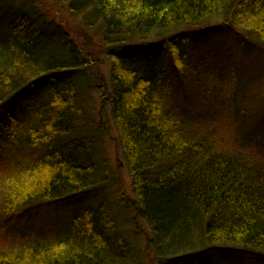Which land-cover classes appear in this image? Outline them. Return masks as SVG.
<instances>
[{
    "label": "trees",
    "instance_id": "trees-1",
    "mask_svg": "<svg viewBox=\"0 0 264 264\" xmlns=\"http://www.w3.org/2000/svg\"><path fill=\"white\" fill-rule=\"evenodd\" d=\"M16 1L0 0V110L37 93L17 116V140L0 137V231L13 238L23 237L13 229L22 214L90 192L98 170L96 139L82 133L78 87L62 71L75 66L80 48L65 27L48 32L40 13ZM54 1L88 27L101 25L116 143L133 194L121 189V201L147 222L153 260L264 259V162L217 146L167 90L171 74L180 83L208 78L197 63V34L225 25L264 48V0ZM115 228L101 199L65 227L44 231L42 242L0 249V264H116L125 257L126 264L130 250Z\"/></svg>",
    "mask_w": 264,
    "mask_h": 264
},
{
    "label": "rangeland",
    "instance_id": "rangeland-1",
    "mask_svg": "<svg viewBox=\"0 0 264 264\" xmlns=\"http://www.w3.org/2000/svg\"><path fill=\"white\" fill-rule=\"evenodd\" d=\"M28 2L30 4L17 0L13 6L40 13L48 32L65 27L71 42L80 48L77 60L74 61L75 66L62 71H71V78L79 90L83 109L82 133L96 139L97 182L90 192L73 201L22 214L13 229L28 240L23 237L13 238L1 230L0 249L17 248L18 243L24 245L34 239L42 242L48 235H44V231L55 232L65 227L73 215L84 208L95 207L103 199L107 213L116 221L114 233L125 237L130 243L132 255L126 264H158L153 260L154 254L146 248L145 236L149 237L150 231L139 219L136 221L138 227L134 226L133 211L124 208L121 201V189L126 197H133V194L130 176L116 143L117 133L109 98L110 65L103 53L104 46L100 43L101 25L94 22L88 27L81 14L72 16L68 8L55 5L54 0ZM51 9L62 26L55 25ZM80 32L86 33V36ZM240 33L235 28L220 25L208 34H197L196 39L202 48L198 51L200 54L197 53V63L208 74V78L201 85L192 80L180 83L171 74L172 80L167 90L183 110L187 121L192 125L206 127L208 135L217 146L242 152L245 157L264 162V48L255 42L247 44ZM159 51L154 52V55L161 54ZM28 93L6 109L0 110V137L17 140L11 137L22 131V126L17 124V116L28 106L37 91ZM227 264H264V259L244 253L233 257V261Z\"/></svg>",
    "mask_w": 264,
    "mask_h": 264
},
{
    "label": "bare ground",
    "instance_id": "bare-ground-1",
    "mask_svg": "<svg viewBox=\"0 0 264 264\" xmlns=\"http://www.w3.org/2000/svg\"><path fill=\"white\" fill-rule=\"evenodd\" d=\"M51 11L53 12V14H55L54 11H53V9H52ZM136 217H137V216H132V223L134 224V226H135V227H138L136 221H137V219H139V220H141V221L145 224V226H146V228L148 229V231H150V228H149L147 222H146L144 219H142L140 216H138L139 218H136ZM122 237H123V236H122ZM123 239H124V241L127 242V246H128V248H129V250H131L129 241H128L125 237H123ZM148 239H149V237H148V236H145V241H146V242H148ZM131 255H132V254H131V251H130L129 254H128V257L131 258ZM125 261H126V257L123 259L122 262H125ZM230 261H233V259H231V258H226V259L222 260L221 262L223 263V262H230ZM122 262H118V261H117L116 264H120V263H122ZM123 264H124V263H123ZM208 264H217V262H211V263H208Z\"/></svg>",
    "mask_w": 264,
    "mask_h": 264
}]
</instances>
